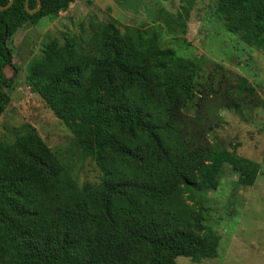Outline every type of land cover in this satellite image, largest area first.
I'll list each match as a JSON object with an SVG mask.
<instances>
[{
  "label": "trees",
  "instance_id": "trees-1",
  "mask_svg": "<svg viewBox=\"0 0 264 264\" xmlns=\"http://www.w3.org/2000/svg\"><path fill=\"white\" fill-rule=\"evenodd\" d=\"M26 1L0 9V116L13 83L5 73L13 60L8 40L23 24L55 16L76 0H40L35 14ZM38 6L29 0L31 11ZM217 17L264 51V0H220ZM93 43L91 55L72 42L51 41L29 64L27 80L103 178L79 185L35 129L9 145L0 141V264H178L180 256L216 257L220 240L205 223L204 193L218 189L226 163L242 185L253 186L260 163L208 141L212 126L198 114L208 96L198 81L199 62L113 24L101 26ZM234 92L226 104L235 108L247 103L245 93H256L244 78ZM101 132L111 138L99 141Z\"/></svg>",
  "mask_w": 264,
  "mask_h": 264
},
{
  "label": "rangeland",
  "instance_id": "rangeland-1",
  "mask_svg": "<svg viewBox=\"0 0 264 264\" xmlns=\"http://www.w3.org/2000/svg\"><path fill=\"white\" fill-rule=\"evenodd\" d=\"M219 3L76 0L55 16L23 24L8 40L13 60L5 73L13 83L6 88L10 101L0 116V141L9 145L24 130L35 129L79 185L101 182L103 173L95 159L83 155L72 130L29 86L28 66L53 40L72 42L79 51L96 54L93 38L104 24L115 25L121 33L153 36L162 49L200 63L198 81L208 88V96L200 101L198 114L206 126H212L208 141L261 165L253 186L242 185L229 163L223 166L218 189L204 193L205 223L219 237L218 254L197 262L180 256L177 262L264 264V51L227 30L217 17ZM241 78L256 93L251 98L245 93L247 103L239 108L228 106L226 97L236 95L234 89ZM109 133H99V141L109 140Z\"/></svg>",
  "mask_w": 264,
  "mask_h": 264
},
{
  "label": "water",
  "instance_id": "water-1",
  "mask_svg": "<svg viewBox=\"0 0 264 264\" xmlns=\"http://www.w3.org/2000/svg\"><path fill=\"white\" fill-rule=\"evenodd\" d=\"M13 2H14V0H10L9 4H7V5H5V6H1V5H0V9H7V8H9V7L13 4ZM38 2H39V7H38V9H37V10H34V11H31V10L29 9V0H27V1H26V9H27V11L30 12V13H34V12L38 11V10L41 8L40 0H38Z\"/></svg>",
  "mask_w": 264,
  "mask_h": 264
},
{
  "label": "flooded vegetation",
  "instance_id": "flooded-vegetation-1",
  "mask_svg": "<svg viewBox=\"0 0 264 264\" xmlns=\"http://www.w3.org/2000/svg\"><path fill=\"white\" fill-rule=\"evenodd\" d=\"M38 7H39V6H38ZM37 9H38V8H37ZM37 9H36V10H37ZM39 10H40V9H39ZM39 10H38V11H39ZM32 11H34V10H32ZM36 12H37V11H36ZM36 12H34V13H31V14H35Z\"/></svg>",
  "mask_w": 264,
  "mask_h": 264
}]
</instances>
